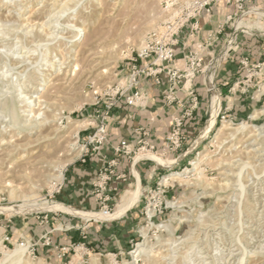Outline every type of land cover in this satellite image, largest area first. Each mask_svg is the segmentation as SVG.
Wrapping results in <instances>:
<instances>
[{
	"label": "rangeland",
	"instance_id": "obj_1",
	"mask_svg": "<svg viewBox=\"0 0 264 264\" xmlns=\"http://www.w3.org/2000/svg\"><path fill=\"white\" fill-rule=\"evenodd\" d=\"M180 1L166 8L165 0H0V264H11L6 257L22 241L24 261L13 264H264V79L255 80L264 66L232 87L257 97L249 112L235 115L221 101L206 136L210 114L184 149L157 155L167 163L153 157L157 176L141 189L138 221L119 249L90 248L83 222L69 221L85 216L30 207L69 206L58 194L67 169L94 153V110L113 109L133 58ZM244 6L237 23L255 32L249 18L263 24L264 8ZM92 196L99 207L87 212L103 213ZM107 204L106 218H87H112V194ZM77 229L76 242L52 238Z\"/></svg>",
	"mask_w": 264,
	"mask_h": 264
},
{
	"label": "crops",
	"instance_id": "obj_2",
	"mask_svg": "<svg viewBox=\"0 0 264 264\" xmlns=\"http://www.w3.org/2000/svg\"><path fill=\"white\" fill-rule=\"evenodd\" d=\"M245 5L264 8V0H247ZM241 13L237 11L235 4L221 1L214 4L210 13L202 15L200 27L193 36L189 32L190 25L180 32L179 42L175 47V57L170 62V66L174 69H184L187 63L186 55L191 51L199 53L203 65L202 72L195 76L191 83H187V86L192 84L199 102L193 117L185 121L184 133L187 135V141L183 149L208 121L207 117L212 113L215 95L220 102L222 101V108L230 109L235 115L249 112L253 102L257 100V97L252 99L251 93L245 94L232 88L247 74L248 68L243 63L245 57L249 58L250 63L264 61L262 30L264 22L262 24L260 20L249 18L254 21L252 26L256 27L253 28H257L255 32H250L251 26L244 24L243 20L237 23ZM220 26H223V33L219 40L206 46L209 35L216 32ZM262 79H264V70L261 75L255 77L257 81ZM141 86L147 91L146 101L142 104H129L125 97H120L116 101L109 121L107 140L97 152L91 153L85 159L77 160L67 169L64 183L58 194L60 201L77 210L97 209L99 205L91 194L92 181L97 177L106 159L117 157L116 177L110 183L111 194L116 201V212L113 217L97 221L87 217L81 220L79 216L69 220L73 224L83 222L81 225L86 228V240L90 248L94 250H116L120 248L121 243L125 242L130 235V230L134 229L138 221L135 208L138 199L123 210H120V207L129 203L130 196L138 184L141 189L149 187L158 173L157 165L153 160L141 159L133 162L131 157L117 155L116 145L122 140L135 145L138 139L144 137L143 132L146 131L148 136L145 137L160 152L170 132L173 115L183 111L186 108L185 102L189 99L188 92L182 84L174 91L178 100L168 99L167 95L172 92V87L166 71L158 76L142 77ZM170 156H173V153H170ZM122 175L125 178L120 177ZM25 234L29 235L27 231ZM52 238L54 242L59 239L65 242L68 239L76 242L81 237L77 229L73 232L69 231V234L52 233Z\"/></svg>",
	"mask_w": 264,
	"mask_h": 264
},
{
	"label": "built area",
	"instance_id": "obj_3",
	"mask_svg": "<svg viewBox=\"0 0 264 264\" xmlns=\"http://www.w3.org/2000/svg\"><path fill=\"white\" fill-rule=\"evenodd\" d=\"M178 0H165L166 8ZM225 1L236 5L238 12H244L246 0H182L181 3L176 5L175 12L172 13V18L164 23L161 30L152 33L145 41L144 46L139 50L137 56L133 58V70L130 75V83L128 88L120 95L125 97L126 102L129 104H142L147 99V91L141 87V76H158L166 71L171 83L172 92L168 93L167 97L170 101H177L175 89L182 84L184 89L188 92L189 99L185 102L186 108L173 115L172 126L169 134L166 137L163 149L158 152L155 145L152 144L147 137L148 133L144 131V137L138 139L134 145L127 140H122L115 147L117 155L123 154L132 158L133 162L141 159L155 160L153 155H166L169 152L180 149L187 141V135L184 133L185 121L193 117L194 110L196 109L199 99L197 94L192 88V84L187 86L188 82L197 76L203 70L202 58L196 51H191L186 55L187 63L184 69H174L170 66V62L175 57V47L179 42V35L181 30L190 25V35L200 27V19L204 13H210L214 4ZM190 8V10H189ZM187 10V12H184ZM189 11V12H188ZM223 33V26L209 35V41L206 46L212 45L219 40L220 35ZM201 47V46H199ZM137 62H140L137 63ZM244 65L248 68L247 74L244 78L239 80L236 84L246 83L249 81L256 69L264 66V61L250 63L248 57L243 59ZM182 104V103H181ZM184 105V104H183ZM94 117L96 125L94 130L88 135L87 145L91 152H97L105 143L108 136L109 121L112 117V106L106 108H96L94 110ZM220 121L228 120L226 111L220 112ZM118 165L117 157H111L105 160L104 166L99 170L97 177L92 181L91 193L97 200L100 201L102 207L101 211L104 214H109L108 202L111 200L112 188L110 183L116 177V168ZM124 177V175L120 176ZM29 241H22L20 245L27 246ZM46 243H49L47 238Z\"/></svg>",
	"mask_w": 264,
	"mask_h": 264
},
{
	"label": "bare ground",
	"instance_id": "obj_4",
	"mask_svg": "<svg viewBox=\"0 0 264 264\" xmlns=\"http://www.w3.org/2000/svg\"><path fill=\"white\" fill-rule=\"evenodd\" d=\"M122 1V0H121ZM262 13L264 14V12L262 11ZM242 28H244L243 26H241ZM221 107V102L219 100V98L217 97V95H215L213 97V105H212V113H211V117L207 123V126L205 127V130L203 131V136H206L213 128L214 124H215V120H216V116L220 110ZM84 124V122H80L79 124ZM226 128V125L224 126ZM16 143V142H15ZM21 147V144L18 143L15 145V151L19 150V148ZM3 148V147H2ZM1 148V149H2ZM10 155V154H9ZM1 156V155H0ZM7 157V156H6ZM153 157L159 161L160 163H167V161H165L163 158L158 157L156 155H153ZM8 158V157H7ZM7 162V161H6ZM169 164V163H168ZM2 166V165H1ZM8 166V165H7ZM7 169V168H6ZM58 179H62V174L60 173V175L57 176ZM169 177V176H168ZM2 178V177H1ZM172 179H183L184 177H182L179 174H174L171 177ZM23 179V178H22ZM3 181V180H2ZM14 184V183H12ZM135 186V185H134ZM141 191V186L140 184H138L137 188H135V190L132 192V195L130 196V201L129 203H126L124 205H121L120 210H123L124 208L128 207L132 202L136 201L139 198V194ZM29 200V199H28ZM32 208L39 210V209H48V210H56V209H66L69 210L71 212H74L78 215H82L85 217H92L95 216L96 218H106L107 215L101 213V212H87V211H79V210H75V209H71L69 206H66L64 204L61 203H53V204H49L46 201H40L37 200L33 203L30 204ZM27 247L19 245L16 249L13 250L12 253L8 254L6 259L9 261V263L13 264V263H21L22 261H24V253L26 251ZM146 251L145 247H141L138 250L137 254H140L142 252ZM143 254V253H142ZM5 262V261H4ZM6 263V262H5Z\"/></svg>",
	"mask_w": 264,
	"mask_h": 264
}]
</instances>
